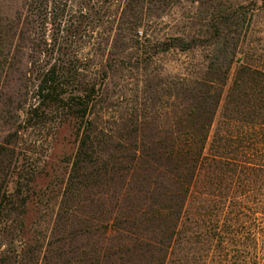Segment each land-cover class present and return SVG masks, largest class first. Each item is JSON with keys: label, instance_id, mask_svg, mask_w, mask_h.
I'll use <instances>...</instances> for the list:
<instances>
[{"label": "trees", "instance_id": "trees-1", "mask_svg": "<svg viewBox=\"0 0 264 264\" xmlns=\"http://www.w3.org/2000/svg\"><path fill=\"white\" fill-rule=\"evenodd\" d=\"M1 2L0 264H264V59L241 51L251 0ZM183 3L196 24L169 34ZM171 53L194 59L156 70ZM25 112L81 124L55 209L18 163Z\"/></svg>", "mask_w": 264, "mask_h": 264}, {"label": "rangeland", "instance_id": "rangeland-1", "mask_svg": "<svg viewBox=\"0 0 264 264\" xmlns=\"http://www.w3.org/2000/svg\"><path fill=\"white\" fill-rule=\"evenodd\" d=\"M23 1L3 0L1 5L5 12L18 11L21 13L24 9ZM251 1L255 5V11L241 51L253 56L256 60L258 58L264 59V9L260 7L259 0ZM195 17V6L189 3L181 4L170 17L164 20L169 30L166 32L169 34L190 33V30H193L192 26L196 24ZM193 59L192 57L171 53L160 56L157 59L155 68H157L156 70L165 69L173 75L180 72L182 62H192ZM197 59H199L198 56L195 60ZM116 84L118 82L114 79L107 83V91L111 98L107 103L106 118H111L116 109L117 100L114 97L118 90ZM131 89L132 87H129L125 92L127 97L131 95ZM128 101H131L130 97H128ZM98 110L99 107H97ZM220 113L221 110L217 114L213 131L217 126ZM14 126L17 128V132L13 137V143L16 146L17 155L19 154L18 163L26 167L31 165L36 168L32 187L36 193H44L46 190L51 191L52 206L55 209L69 172V161L76 149V133L81 124L74 119L64 118L36 125L35 120L29 119L25 112L21 113L18 119L15 120Z\"/></svg>", "mask_w": 264, "mask_h": 264}]
</instances>
